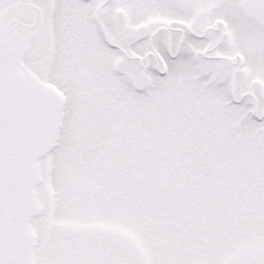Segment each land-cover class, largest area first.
<instances>
[{
  "label": "snow or ice",
  "instance_id": "6c2138e0",
  "mask_svg": "<svg viewBox=\"0 0 264 264\" xmlns=\"http://www.w3.org/2000/svg\"><path fill=\"white\" fill-rule=\"evenodd\" d=\"M0 264H264V0H0Z\"/></svg>",
  "mask_w": 264,
  "mask_h": 264
}]
</instances>
